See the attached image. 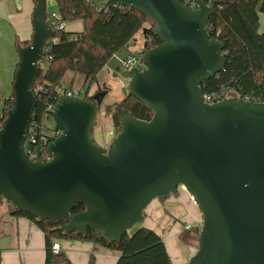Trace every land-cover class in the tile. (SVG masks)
I'll return each mask as SVG.
<instances>
[{
  "label": "water",
  "instance_id": "95a60500",
  "mask_svg": "<svg viewBox=\"0 0 264 264\" xmlns=\"http://www.w3.org/2000/svg\"><path fill=\"white\" fill-rule=\"evenodd\" d=\"M147 15L163 42L144 50L138 65L121 70L124 94L153 111L150 120L116 113L120 132L106 151L91 130L105 98L60 94L52 115L61 132L51 158L34 161L25 143L37 102L34 85L45 48L56 37L47 0H36L30 42L17 44L13 102L0 125V195L15 212L56 221L85 234L101 230L120 240L144 220L153 199L186 189L202 214L196 252L184 264H264V102L239 96L205 100L202 84L227 62L226 45L211 37L213 5L198 0H106ZM145 40L148 30H145ZM111 107L107 108L109 111ZM77 204L86 209L72 213Z\"/></svg>",
  "mask_w": 264,
  "mask_h": 264
},
{
  "label": "trees",
  "instance_id": "16d2710c",
  "mask_svg": "<svg viewBox=\"0 0 264 264\" xmlns=\"http://www.w3.org/2000/svg\"><path fill=\"white\" fill-rule=\"evenodd\" d=\"M58 6L61 20L81 19L82 31H58L45 48V58L40 65L34 89L37 92L36 108L31 123L38 136L45 133V119L53 117L52 108L56 104L68 72L71 78L70 87H74L75 76L83 77L82 88L89 92L93 83L106 64L120 50L126 48L136 33L150 22L148 30V48L157 46L163 41L151 31L154 23L144 13L127 7H100L91 0H54ZM185 4L196 7L198 0H182ZM215 8L207 22L211 37L218 38L226 45L227 62L224 69L202 84L204 93L215 94L232 91L241 98L250 97L264 102V31L260 30V14H264V0H205ZM30 40H21L15 36V43L25 46ZM13 80L11 81L12 85ZM41 86V88H39ZM89 98L88 95H85ZM13 102V93L2 98L0 88V125ZM121 114L132 113L136 118L150 120L153 111L132 94L116 104ZM117 134L120 132V121L114 115ZM56 133L62 127L55 124ZM93 129L91 133L93 135ZM5 198L0 195V207ZM84 204H77L72 213L85 210ZM14 210V208L12 209ZM35 222L44 231L46 239V264H71L64 253L54 254L52 246L55 238H70L92 241L119 252L115 264H171L166 245L162 237L153 229L145 226L138 228L132 235L126 233L120 240L107 242L101 230L88 228L85 234L73 231L66 234L61 227L69 221V215L51 220H39L30 213L15 212ZM190 229V228H189ZM200 228L190 237L199 235ZM89 264H95L94 255Z\"/></svg>",
  "mask_w": 264,
  "mask_h": 264
},
{
  "label": "crops",
  "instance_id": "0c3cea01",
  "mask_svg": "<svg viewBox=\"0 0 264 264\" xmlns=\"http://www.w3.org/2000/svg\"><path fill=\"white\" fill-rule=\"evenodd\" d=\"M50 1L57 6L54 0ZM35 4L36 0H0V37L9 31L11 34L10 39L5 41L6 45L0 44V86H7L14 77L18 62L15 36L21 40L32 37ZM56 11H59L58 6ZM142 30L144 40L146 27H142ZM5 77L8 80L3 83ZM109 123L106 124L107 135L111 136ZM103 135L101 130L94 131L99 144L106 137ZM12 209V202L4 199L0 207V264H46L44 231L29 218L12 213ZM143 224L162 237L171 264H184L186 260H182L189 254L188 247L191 246L189 239L201 227L202 214L190 193L179 188L176 194L167 198L153 199L144 211ZM188 225L192 228L187 229ZM55 241L59 243L60 253H64L71 264H89L92 255L95 264H115L119 257L118 251L92 241L70 238H55Z\"/></svg>",
  "mask_w": 264,
  "mask_h": 264
},
{
  "label": "rangeland",
  "instance_id": "374dc122",
  "mask_svg": "<svg viewBox=\"0 0 264 264\" xmlns=\"http://www.w3.org/2000/svg\"><path fill=\"white\" fill-rule=\"evenodd\" d=\"M47 3H48L47 4V12L57 10V6L54 5L50 0H47ZM260 16H261L260 17V30L264 31V14H260ZM143 27H146V29L150 28L151 27L150 22H146ZM83 29H84V23L81 19L69 20L65 23V30L66 31H82ZM11 33H13V32L11 31ZM7 34H9V36H7ZM10 36H11L10 31L8 33L2 34V36L0 37V44H2V43L5 44V41L7 42L10 39ZM143 36H144V32L142 29H140L134 37V39L138 41L137 45L131 46V47L127 46L126 48H123L122 50H120L118 52V54H117L118 56L115 55L114 57H112L110 59V61L107 63V65L105 66V68H103L102 71L99 73L97 82L93 83L92 86L90 87V93H92V94L95 91H97V89L100 88L101 86L105 87L108 90V93L105 96V98L102 102V105L98 109L97 118H96V122H95V128L93 129V132H94V130H101V133L104 134L103 136L107 135L108 130L106 128V124H110L109 122H111V116L113 114V109L109 110L112 113H108L109 111L107 110V108L109 106L113 107V104H115V102L117 100L121 99L122 95L123 96L125 95L124 94L123 78L120 75L122 69H121V62H120L119 58L126 57L128 52H130V51L140 52L141 49H143V44H144ZM16 56L18 59L17 50H16ZM137 65L141 68L145 67L140 62ZM115 75H118V76L116 77ZM73 76H74V74L72 72H68V74L66 75L65 79L62 82V86H60L58 88V91L60 94H62L65 91V89H68L70 87L71 78ZM7 80H8V77H5L3 79V83H5ZM82 82H83V77L75 76L74 85L76 87L80 88L82 86ZM7 84H8L7 86H5L4 84H1V86H0L2 98H7L11 94L12 85H11V83H7ZM226 92H230V91H226ZM0 115H1V109H0ZM45 124H46L45 125V132H51V130H53V128L55 127V124H56L55 118L54 117H47L45 119ZM116 135L117 134L111 135V136L114 138V137H116ZM111 140H108V136H107L103 139L101 145L108 147ZM180 188L183 191H187L183 187H180ZM157 198L161 199L160 197H157ZM144 211H146V209ZM141 226H144L143 221L135 224L132 228H130L127 231V233L129 235H132ZM190 228H192V226ZM198 238H199L198 234L195 235L193 238H191V240L189 242L191 246L188 247L189 254H187V256L185 258H183L182 261L186 260V262H187L189 260V258L191 257V254L193 255L196 252L197 247H198Z\"/></svg>",
  "mask_w": 264,
  "mask_h": 264
},
{
  "label": "built area",
  "instance_id": "2783aa9c",
  "mask_svg": "<svg viewBox=\"0 0 264 264\" xmlns=\"http://www.w3.org/2000/svg\"><path fill=\"white\" fill-rule=\"evenodd\" d=\"M91 1L95 2L100 7H105L104 3L106 0H91ZM47 21L50 24L51 28L53 30H55L56 32L64 29V22L61 20V15H60L59 11L47 12ZM146 41L147 40H145V38H144V40H143L144 44ZM137 43H138V41L133 38L127 46L128 47L135 46V45H137ZM144 44H143V49H141L140 52L130 51V52H128L126 57L119 58L120 62H121V69L122 70L129 69L132 66H137V64L139 63L140 55H141L142 51L144 50ZM42 64H43V62H42ZM39 88H41V86H39ZM62 94L85 97V95H91L92 93H90V91L88 92L86 90V88H82V87L78 88V87L74 86V87H69L68 89H65V91ZM231 96H238V95L232 91H230V92L224 91V92L215 93V94H207V95L205 94V100L208 103H215V102L222 100L223 98L231 97ZM244 99L256 101L255 99H251L250 97H245ZM53 109H54V107L52 108V111H53ZM43 132L45 133V135L38 136L35 129H32L31 127L29 129V134H28V137H27V140L25 143V149H26V152H27L28 156L30 157V159H32L34 161H38V160L39 161H47L51 158V156L49 155V153L47 151V147H48V144L52 141L50 137L52 135H55L56 131L53 129V130H51V132H45V130H43ZM58 134L59 133H57V135ZM190 227L191 226L188 225L187 229H189ZM52 251L54 254L60 253V246H59L58 242H56V241L53 242Z\"/></svg>",
  "mask_w": 264,
  "mask_h": 264
},
{
  "label": "flooded vegetation",
  "instance_id": "af4514ba",
  "mask_svg": "<svg viewBox=\"0 0 264 264\" xmlns=\"http://www.w3.org/2000/svg\"><path fill=\"white\" fill-rule=\"evenodd\" d=\"M116 77L118 76V75H115ZM123 78V77H122ZM124 84V83H123ZM104 90H106L107 91V93H108V90L105 88V87H100V88H98L97 89V91H95L93 94H91V95H88L89 97L90 96H93L94 94H97V93H99V92H102V91H104ZM107 95V94H106ZM124 97V96H123ZM104 100V99H103ZM103 102V101H102ZM118 103V102H117ZM117 103H115V104H113V107H111V109H113V114H112V116H111V126H110V128H111V130H112V134L111 135H115V134H117V131H116V126H115V119H114V115L118 112L117 110H116V104ZM102 105V104H101ZM100 105V106H101ZM110 107V106H109ZM108 107V108H109ZM100 108V107H99ZM108 113H112L111 111H109ZM96 122V121H95ZM93 128H95V124H94V126H93ZM95 131V130H94ZM93 138H94V140H95V137H94V132H93ZM108 135H106V137H107ZM113 137L112 136H108V140H111ZM96 141V140H95ZM112 141V140H111ZM97 142V141H96ZM98 143V142H97ZM99 144V143H98ZM100 146H101V148L104 150V151H106V149L108 148V147H105V146H103V145H101V144H99Z\"/></svg>",
  "mask_w": 264,
  "mask_h": 264
}]
</instances>
